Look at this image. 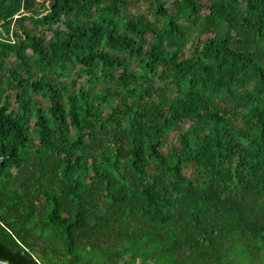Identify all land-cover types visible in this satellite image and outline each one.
Segmentation results:
<instances>
[{
	"label": "trees",
	"instance_id": "obj_1",
	"mask_svg": "<svg viewBox=\"0 0 264 264\" xmlns=\"http://www.w3.org/2000/svg\"><path fill=\"white\" fill-rule=\"evenodd\" d=\"M0 261L264 264V0H0Z\"/></svg>",
	"mask_w": 264,
	"mask_h": 264
},
{
	"label": "rangeland",
	"instance_id": "obj_2",
	"mask_svg": "<svg viewBox=\"0 0 264 264\" xmlns=\"http://www.w3.org/2000/svg\"><path fill=\"white\" fill-rule=\"evenodd\" d=\"M131 9H130V11H131ZM132 10L135 11V12H142L144 10V7L135 6Z\"/></svg>",
	"mask_w": 264,
	"mask_h": 264
},
{
	"label": "water",
	"instance_id": "obj_3",
	"mask_svg": "<svg viewBox=\"0 0 264 264\" xmlns=\"http://www.w3.org/2000/svg\"><path fill=\"white\" fill-rule=\"evenodd\" d=\"M0 264H7V263L0 261Z\"/></svg>",
	"mask_w": 264,
	"mask_h": 264
}]
</instances>
